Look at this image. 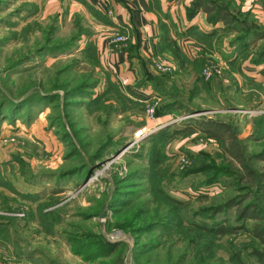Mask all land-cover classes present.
<instances>
[{
	"label": "rangeland",
	"instance_id": "1",
	"mask_svg": "<svg viewBox=\"0 0 264 264\" xmlns=\"http://www.w3.org/2000/svg\"><path fill=\"white\" fill-rule=\"evenodd\" d=\"M217 3L244 33L194 35L181 73L151 62L171 82L142 100L114 86L67 8L43 16L40 0H0V264H111L119 249L124 264H260L254 253L264 244L250 230L263 221L214 209L245 190L198 166L221 156L240 166L201 129L208 120L229 123L244 153L264 147V60L251 59L264 40L252 37L264 30V0ZM211 218L230 231L190 229ZM102 243L118 246L106 255Z\"/></svg>",
	"mask_w": 264,
	"mask_h": 264
},
{
	"label": "crops",
	"instance_id": "2",
	"mask_svg": "<svg viewBox=\"0 0 264 264\" xmlns=\"http://www.w3.org/2000/svg\"><path fill=\"white\" fill-rule=\"evenodd\" d=\"M40 1L43 16L67 8L68 20H82L85 30L82 41L94 44L105 72L111 74L112 81L122 91L142 100L158 96V83L153 77L160 72L154 69L152 60L169 63L181 73V69H176L167 43L175 41L180 51L190 57L196 49L194 35L213 27L201 10L187 16L185 7L190 0ZM115 32L128 36L120 48L109 42ZM170 82L164 79V85Z\"/></svg>",
	"mask_w": 264,
	"mask_h": 264
},
{
	"label": "trees",
	"instance_id": "3",
	"mask_svg": "<svg viewBox=\"0 0 264 264\" xmlns=\"http://www.w3.org/2000/svg\"><path fill=\"white\" fill-rule=\"evenodd\" d=\"M185 9L187 16H191L197 11L201 10L205 13V18L209 23L214 24L220 21L224 24L223 26H219L218 28H211L210 32L213 31L212 29L214 28L217 30H220L221 28L227 31L238 32L240 34L244 33L242 27L238 25L236 20L233 18L232 12L227 8L219 5L217 3V0H190L189 4L185 7ZM206 33L208 32H198V36L206 38L208 37V34ZM252 37L264 39V30L259 32L252 31ZM237 39L240 44H244L243 35L237 36ZM167 45L169 48V53L175 61L176 69H184L187 62H192V60L189 61L186 59L184 53L180 51L175 41L171 40L169 41V43H167ZM93 49V46H88L85 50L91 52L93 51ZM251 59L254 62H260L264 60V40L256 46L255 55ZM153 78L155 79L156 83H158L156 88L158 90H165L164 79L168 78V75H165V73H160V75L154 76ZM112 83L119 91L121 90L116 83H114L113 81ZM164 106H167L168 108L170 107V105ZM177 107L179 108L180 106ZM165 109H157L154 113L156 115L163 114L166 111ZM261 119H263V117L260 116V118H258L255 123H259ZM208 121L211 123L207 125L200 124V126L202 125V128H200L203 131L207 132V134L215 136V138L221 144L223 150L229 151L236 159H238L240 166L233 164V162L229 160H225L224 157L221 156V160L218 163H213L211 160H201L200 166L198 167L204 170H209L212 174L213 180L217 178L219 179L220 176L227 177L226 181H230L232 183V186H240L242 189L245 190V194H252L251 197L254 199L253 201L249 200L247 202H242L241 199H245V194L240 196H229L226 198V200H224L223 204H221L220 206H216L217 208L214 207V209L218 210V208H222L223 205L226 207L234 206L236 207L235 211L237 214V219L243 217H251L259 219L260 222L263 221L261 224H258L256 222L252 226V229L250 231L254 237H256L260 242L264 244V220L262 219V216H260L261 214H259V212L263 211V208L256 202L257 199L264 202V166L263 168H261L258 164H255V162H258L260 159L264 158V147L255 152L244 153V145L242 141L236 136L234 130L230 129L229 123L224 122L222 120ZM225 128L226 130L229 129L230 132L225 135L222 132H219V134L217 133V131H220V129L223 130ZM262 128L263 132L261 135L262 137H264V124L262 125ZM189 130L190 128L180 129L181 132H186ZM155 133H153V137H156ZM163 135V130L157 133L158 137ZM244 176L249 178V182H241V178ZM168 199L175 203L179 202L182 204L180 200H177L175 198L173 199L168 197ZM191 225L193 227H191L190 229L192 231H196L198 234L207 233L209 235H215L217 233L219 234L229 232L231 229L230 225L222 226L223 224L220 220L215 221L213 220V218L210 219V222H207V220L191 221ZM143 229H147V226ZM93 242L94 244L97 243L94 239ZM117 246L118 245L112 244L106 245V243H104V254L111 255L116 251ZM96 252L100 254V249H97ZM254 255L260 264H264V251L255 250ZM110 262H112L111 264H124V250L119 249L113 256V258L110 260Z\"/></svg>",
	"mask_w": 264,
	"mask_h": 264
},
{
	"label": "built area",
	"instance_id": "4",
	"mask_svg": "<svg viewBox=\"0 0 264 264\" xmlns=\"http://www.w3.org/2000/svg\"><path fill=\"white\" fill-rule=\"evenodd\" d=\"M127 38L128 36L126 34L115 32L112 35H110L109 42L112 43V45L120 48L124 44V42H126ZM151 62L156 70L167 72L171 69V66L169 64H164L156 60H152ZM211 73H212V70L207 66L202 69V75L204 78H209L211 76ZM145 111H146V114H148L149 116H152L153 115V103L147 104ZM142 128L144 129L145 127L143 126ZM139 129L135 131L136 138H139L138 136Z\"/></svg>",
	"mask_w": 264,
	"mask_h": 264
}]
</instances>
